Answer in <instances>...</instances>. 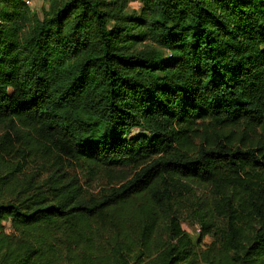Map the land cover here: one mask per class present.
I'll use <instances>...</instances> for the list:
<instances>
[{"label": "trees", "instance_id": "1", "mask_svg": "<svg viewBox=\"0 0 264 264\" xmlns=\"http://www.w3.org/2000/svg\"><path fill=\"white\" fill-rule=\"evenodd\" d=\"M42 1L0 0V264H264V0Z\"/></svg>", "mask_w": 264, "mask_h": 264}, {"label": "rangeland", "instance_id": "2", "mask_svg": "<svg viewBox=\"0 0 264 264\" xmlns=\"http://www.w3.org/2000/svg\"><path fill=\"white\" fill-rule=\"evenodd\" d=\"M30 1L32 3V5H31L32 8L35 11H37L38 13L44 12V10H46V8H47L46 3H44L42 0H30ZM129 8H130V10L134 9V8H139V5L134 3ZM182 226L187 231V233L192 238V240L195 241L197 239V235H198V233L196 232L195 225L193 226V225L189 224L188 221H183ZM5 227H6V225H5ZM210 241H211V238L206 237L203 239V244H208V243H210Z\"/></svg>", "mask_w": 264, "mask_h": 264}, {"label": "built area", "instance_id": "3", "mask_svg": "<svg viewBox=\"0 0 264 264\" xmlns=\"http://www.w3.org/2000/svg\"><path fill=\"white\" fill-rule=\"evenodd\" d=\"M25 4H26L27 6H31V5H32V3H31L30 0H25ZM195 228H196V232H198V231H199L198 228H197V227H195Z\"/></svg>", "mask_w": 264, "mask_h": 264}]
</instances>
